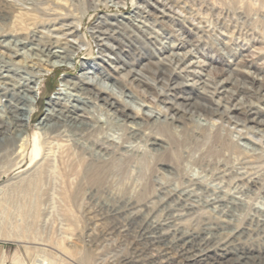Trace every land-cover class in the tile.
<instances>
[{
  "label": "rangeland",
  "instance_id": "374dc122",
  "mask_svg": "<svg viewBox=\"0 0 264 264\" xmlns=\"http://www.w3.org/2000/svg\"><path fill=\"white\" fill-rule=\"evenodd\" d=\"M140 12L145 18L134 24ZM96 34L116 43L115 80L112 67L100 61ZM77 36L84 41L80 47ZM50 41L61 45L48 47ZM0 45V98H9L12 84V91H20L38 68L61 59L48 55L51 51H62L70 61L39 72L46 74L24 151L17 154L18 142H0V264L39 258L53 264H184L196 249L220 241L253 249L264 261V225L256 212L264 210V131L197 112L165 124L166 130L162 119L145 125L133 138L109 123L100 128L73 118L54 117L42 134L34 127L50 97H61L58 106L71 105L67 93L58 94V88L75 93L72 85L61 86L66 78L108 85L137 110L138 103H149L145 113L165 109L156 95L167 93L161 85L169 77L168 48L190 53L185 64L210 63L211 69H193L209 84L227 69L237 70L245 86L244 73L264 78V0H0ZM162 57L165 75L156 89L124 87L123 68L156 80L152 71ZM128 91L135 96L127 97ZM244 94L241 101L258 102L253 93ZM82 109L78 112L93 122L117 125L97 103ZM154 137L159 147L150 144ZM183 189L192 190L190 200L180 199ZM216 193L239 201L234 213L211 204ZM235 263L230 258L220 264Z\"/></svg>",
  "mask_w": 264,
  "mask_h": 264
},
{
  "label": "bare ground",
  "instance_id": "6f19581e",
  "mask_svg": "<svg viewBox=\"0 0 264 264\" xmlns=\"http://www.w3.org/2000/svg\"><path fill=\"white\" fill-rule=\"evenodd\" d=\"M142 12L138 16L133 17L136 22L133 21L134 24L141 23V20L137 17H140ZM165 14L161 13L159 17H164ZM145 18L144 15H142ZM130 19V18H129ZM131 20V19H130ZM132 21V20H131ZM73 33V32H72ZM105 34V33H104ZM103 34V35H104ZM118 35V34H117ZM34 36V35H33ZM97 41V45L100 48V61H105L110 67H112L113 71L110 70L112 77L108 72V76L113 80L117 79L115 74L120 73L118 71V64H115L116 61V49L117 47L113 44L104 40V37L100 34H96L93 36ZM78 47L82 46L84 41L81 36H77ZM34 40V38H32ZM75 40V39H74ZM69 42H71L69 44ZM67 45L69 47H75L74 41H69ZM8 43V42H6ZM21 47H23L26 43L23 40H16ZM77 43V42H76ZM77 43V44H78ZM61 45L60 41H50L47 45L48 47H56ZM81 44V45H80ZM118 46V45H117ZM2 47V45H0ZM37 49V48H36ZM170 59L167 60L166 57L160 58V62H158L157 68H155L152 73L156 80H148L147 77L143 76L141 71L134 70L132 68H123L124 73H122L119 78H121L122 82H124V87L127 84L134 85L136 88H141V92L146 91L147 87L155 88L158 83H160V76H164L163 66L165 64V60H167V67L165 70L168 72L169 77L165 81L162 82L161 86H164L166 89V94L158 92L156 97L165 105V109L158 108L157 111L145 113L143 111L144 108H148L149 103H138V110L132 106L131 103L122 102L121 99L113 92V90L108 89L107 87H103L93 81H84L82 78H78V80H70L64 79V85L67 87L72 85V89L75 90V93H70L69 91L65 92V89L58 88V94L61 96L64 94H68V98H71V105L69 108H64L58 106L57 100H59V95L50 97L46 102L47 107L45 108V112L43 116L40 117L38 121L35 122L34 127L35 131L38 133H44L43 131L51 126L50 120L54 117L56 118H73L79 120L84 125L93 126L96 123H99V127L103 128L105 125L110 124V128L113 130H122L129 137L133 138L140 134H142V129L145 125H154L160 119H162L163 129L166 130L165 124H175L179 123L184 119L186 115L189 113L197 112L202 115H205L208 118L217 116L220 120L226 121L229 124H233L235 126H239L240 124L243 127L248 129H256L255 131L262 132L264 131V78L259 77L255 73H244L242 75L247 82V86H245L240 79L235 76L234 72L237 70H220L217 74L221 76L222 79H217L211 81L210 84L207 81V77L203 78L200 74L195 72L193 69L196 66H205L210 67V63L204 62L201 63H186V56L190 53L180 54L177 52H173L170 48ZM50 51V50H49ZM1 52V50H0ZM60 50L51 51V57H61V59H55L50 62L51 68H38L33 75L28 79L25 87H21L20 91L14 92L15 83L12 84V88L9 92V98H0V142L9 141L11 144H15L18 142L16 149L17 154L24 151L27 142H30V133L28 132V124L30 122V118L32 114L36 111V104L39 98V89L42 84V74L40 71L53 72L55 67L62 63L70 64V61L60 54ZM73 52V51H72ZM41 54V53H40ZM39 54V55H40ZM11 57V56H10ZM11 59V58H9ZM212 59V58H211ZM48 60V59H47ZM213 60V59H212ZM7 62V61H6ZM156 64V65H157ZM170 64V65H169ZM103 69L107 70L105 66ZM175 65V67H171ZM183 65V66H182ZM61 66V65H60ZM65 66V65H64ZM146 66V65H145ZM8 68V67H7ZM213 67H210V69ZM13 69V68H12ZM237 69V68H236ZM235 70V71H234ZM46 72L43 74L45 75ZM102 74L104 71L101 72ZM115 73V74H114ZM190 75H197V79L190 78ZM86 76V74H85ZM107 77V75L103 74L102 77ZM97 79V78H96ZM27 80V78H26ZM86 80V79H85ZM90 80V79H88ZM120 80V81H121ZM151 81L153 83H151ZM63 83V82H62ZM103 83V82H102ZM113 83V82H112ZM126 83V84H125ZM104 84V83H103ZM115 84V83H114ZM105 86V85H104ZM160 86V85H159ZM167 86V87H166ZM179 86V87H178ZM183 86V89H186L185 93L177 90ZM70 87V86H69ZM127 88V87H126ZM156 89V88H155ZM5 91H9L5 90ZM251 92L257 98L258 102H243L241 101L244 93ZM129 94H126L127 97L135 96L132 91H128ZM14 94V96H13ZM245 95V94H244ZM239 96V97H238ZM242 96V97H241ZM1 97V96H0ZM4 97V96H3ZM251 98V97H250ZM15 101V102H13ZM129 102V101H128ZM99 104L102 109L104 108L105 112L110 116H114L117 121V125H111V123L107 119H100L96 121L89 120V116L85 118V116L78 111L82 109V105H91V104ZM94 106V105H93ZM137 106V105H136ZM135 106V107H136ZM163 107V106H162ZM83 110V109H82ZM147 110V109H146ZM92 117V116H91ZM95 118V117H93ZM99 118V117H98ZM74 121V120H73ZM239 121H242L239 123ZM80 123V124H81ZM94 123V124H93ZM59 124V123H58ZM57 123H53L54 127L58 125ZM96 124V125H97ZM83 125V127H84ZM59 126V125H58ZM80 126V125H79ZM94 127V126H93ZM87 129V128H86ZM82 130V128H81ZM263 137V136H262ZM160 139L158 137L152 138L150 144L159 147ZM125 149V148H124ZM127 149V148H126ZM31 151L33 153V157H37L38 144L33 136L32 139V148ZM178 195L181 199V196L185 201L190 200L193 196L192 190H179ZM189 204V203H188ZM211 204L215 207H223L226 206L229 213H234L233 208H235L239 201L235 197H223L221 194H217L214 198H211ZM190 205V204H189ZM256 212L259 213L261 218L259 222L264 225V210L258 208ZM230 214V216H231ZM258 223V221H257ZM160 228L158 226H154L153 230ZM143 233H146L143 231ZM149 238L153 239V237L149 234H146ZM235 258V264H264L262 261V257L258 252H255L250 248H242L235 247L231 243H227L224 241H220L217 245H210L204 249H196L192 254V257L186 259L184 264H220L227 259ZM257 261V262H256ZM32 264H53L50 259H35Z\"/></svg>",
  "mask_w": 264,
  "mask_h": 264
}]
</instances>
